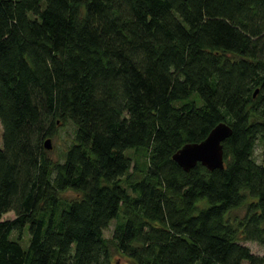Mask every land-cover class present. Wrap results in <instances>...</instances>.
<instances>
[{"label": "trees", "instance_id": "1", "mask_svg": "<svg viewBox=\"0 0 264 264\" xmlns=\"http://www.w3.org/2000/svg\"><path fill=\"white\" fill-rule=\"evenodd\" d=\"M0 126V264H264V0H0Z\"/></svg>", "mask_w": 264, "mask_h": 264}, {"label": "water", "instance_id": "2", "mask_svg": "<svg viewBox=\"0 0 264 264\" xmlns=\"http://www.w3.org/2000/svg\"><path fill=\"white\" fill-rule=\"evenodd\" d=\"M231 127L227 123L220 122L199 143L185 144L176 151L172 158L185 171H189L196 163L209 170L223 168V145L222 142L231 135ZM45 142V148L49 150L50 139Z\"/></svg>", "mask_w": 264, "mask_h": 264}, {"label": "rangeland", "instance_id": "3", "mask_svg": "<svg viewBox=\"0 0 264 264\" xmlns=\"http://www.w3.org/2000/svg\"><path fill=\"white\" fill-rule=\"evenodd\" d=\"M57 135L52 138L50 140L51 142V146L48 150V153L50 154V157L53 160H60L62 155H63V151L65 150V148L69 145V143L71 142V134H72V125L68 124L66 126H60L58 129ZM1 126H0V142H1ZM129 154H132V152H129ZM253 155L255 156V159L258 163H264V144L261 143L260 141L256 142V146L254 148V153ZM75 194H72L71 192H66L64 194H62L63 197L67 198V199H71L74 197ZM245 210L244 207H241L240 209H235L232 210L231 215L232 216H236V217H240L244 214ZM14 216L13 212H8V214L4 215L3 218L4 219H8V218H12ZM116 223V220H112L107 229L104 230V237L105 239H109L111 236V233L114 229V224ZM13 236V233H12ZM28 238H29V231H27V229L24 230V234L20 240V243L22 245L23 248H26L29 244L28 242ZM242 243L247 245L251 252L254 254H258V255H262L264 252V248L262 246H260L258 243L255 242H250V241H245L242 240Z\"/></svg>", "mask_w": 264, "mask_h": 264}]
</instances>
